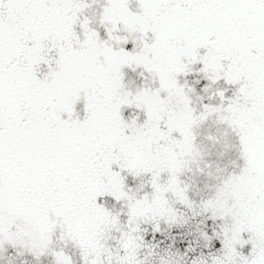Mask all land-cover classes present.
<instances>
[{"label":"snow or ice","instance_id":"1","mask_svg":"<svg viewBox=\"0 0 264 264\" xmlns=\"http://www.w3.org/2000/svg\"><path fill=\"white\" fill-rule=\"evenodd\" d=\"M0 264H264V0H0Z\"/></svg>","mask_w":264,"mask_h":264}]
</instances>
